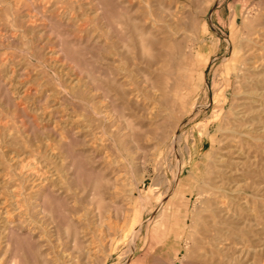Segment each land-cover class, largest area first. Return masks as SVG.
Instances as JSON below:
<instances>
[{"label":"rangeland","instance_id":"1","mask_svg":"<svg viewBox=\"0 0 264 264\" xmlns=\"http://www.w3.org/2000/svg\"><path fill=\"white\" fill-rule=\"evenodd\" d=\"M257 32L264 0H0V264H264Z\"/></svg>","mask_w":264,"mask_h":264},{"label":"bare ground","instance_id":"2","mask_svg":"<svg viewBox=\"0 0 264 264\" xmlns=\"http://www.w3.org/2000/svg\"><path fill=\"white\" fill-rule=\"evenodd\" d=\"M255 39H256L255 46L254 47H251V49H252L251 53L252 52H255L254 56L252 57L251 63L249 64L248 62H244V65H242L244 67V69L249 70L251 72L253 71L252 72L253 73L252 74V78H251V80H252V87L250 88V90L248 92V95L245 97L242 106L239 107V108H241V110L239 111L237 109L241 113V115H240L241 117L239 119V123L236 124L238 126L236 127V125H235V127L234 128H231V130H230L232 132V134H231L232 135V139H237L242 134H244V133L246 134L247 132H249V130L251 129V127H249L247 125V123L250 120H253L254 119V114L256 112V104L264 99V69H263L264 68V33L263 32H257L256 35H255ZM256 118H257V116H256ZM254 126H255V124H254ZM249 138L253 139L250 136H249ZM229 148L230 149H228V153L231 155V154H233V150L231 149L232 147H229ZM236 154H238V153H236ZM233 156H235V155H233ZM227 158H223L222 165L216 166L214 168V171H212L213 174H214V177H213L212 182L209 184V190H210V194L211 195L220 196L221 197V195H222L221 193H223V191H225L227 189V188H225V184L227 183L225 181V177L228 174V172L230 173V172L233 171V170L230 171V169H228L227 166L225 165V163H227V161L229 160ZM230 159H232V158H230ZM233 172H235V171H233ZM234 174H237V173H234ZM230 179H232V178H230ZM232 184H231V186H232ZM226 203H227V201H226ZM215 205H216V211H215V213L216 212H219L220 213V211L225 207V203H220V201H217V200L215 201ZM225 210H226V208H225ZM225 210H224V212H225Z\"/></svg>","mask_w":264,"mask_h":264}]
</instances>
